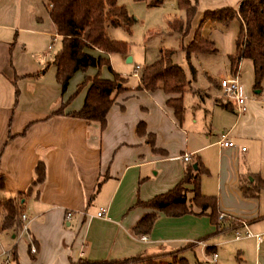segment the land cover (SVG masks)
Wrapping results in <instances>:
<instances>
[{"label":"crops","instance_id":"0c3cea01","mask_svg":"<svg viewBox=\"0 0 264 264\" xmlns=\"http://www.w3.org/2000/svg\"><path fill=\"white\" fill-rule=\"evenodd\" d=\"M14 1L0 0V174L4 179L0 198L17 197L21 213L29 221L21 234L0 229V264L6 259L9 264H71L79 258L110 261L178 248H182L179 256L185 258L187 251L198 246L206 262L211 264L210 253L216 252V264H224L217 249L227 244L234 257L224 258L227 264H264V236L235 239L233 235L235 230H244L242 224L252 234L264 233V190L245 196L240 189L241 185L250 187L256 177L264 180V78L255 93L250 61L239 62V83L245 96L242 109L226 102L217 84L230 73L228 56L235 51L238 20L227 25L202 22L200 35L213 43L216 52L191 53L189 63L194 76L198 71L203 74L205 86H195L188 64L182 68L170 49L171 61L190 81L180 94L182 102L185 92L191 94L180 122L165 105L169 96L178 94L136 88L140 67L156 60L158 50L147 52L141 65L132 66L133 85L113 65V60L118 65L132 63L130 56L127 61V53L87 50L93 57H105L110 69L124 80L100 129L97 122L68 116L82 106L86 86L69 97L83 77L93 76L97 69L90 66L76 71L61 91L52 61L60 48V36L48 16L46 0L44 8L38 1L26 15L19 13ZM166 1L180 12L167 25L175 18L183 19L176 1L163 0L160 5ZM191 1L195 13L187 34L180 36L168 28L182 46L191 39L204 11L236 8L242 0ZM109 27L114 26L106 27L107 35ZM53 37L59 39L54 52ZM214 58L221 61L218 69L195 66V60ZM100 68V77H112L106 65ZM61 105V112L53 114ZM139 124L143 134L137 131ZM222 139L233 146L223 147ZM183 154H189L190 160L183 161ZM38 162L43 164L44 176L33 183ZM195 162L201 171L200 193L213 196L218 214L223 215L219 226L207 214H197L199 209L192 204V212L178 216L140 204L172 188L185 166ZM190 196L187 191L186 198ZM104 208L105 217L95 216ZM67 211L72 213L68 218ZM149 212H155L150 231L136 233L135 224Z\"/></svg>","mask_w":264,"mask_h":264},{"label":"trees","instance_id":"16d2710c","mask_svg":"<svg viewBox=\"0 0 264 264\" xmlns=\"http://www.w3.org/2000/svg\"><path fill=\"white\" fill-rule=\"evenodd\" d=\"M141 1V0H133ZM163 0H149L147 6H158ZM176 5L184 13L183 19H173L168 28L185 36L190 28V21L195 13V5L191 0H175ZM48 16L55 27V33L60 36V48L53 55L55 67V80L64 91L68 80L76 71H84L87 67H95L97 72L93 76H84L77 85L72 98L78 90L86 86L82 106L77 111L68 113V116L81 119L85 122H97L102 129L105 124V115L113 102V95L123 90V78L110 69L105 57H93L87 50H97L103 54L118 53L125 55L127 46L125 42L115 41L106 34L107 26H122L129 32L135 22L133 16L117 3V0H46ZM238 20L239 29L235 39V51L228 56L230 71H235L241 60H248L252 66V89L259 90L264 78V0H242L236 8L223 7L203 12L202 18L195 27L191 39L182 46L185 60L194 78V69L189 63L191 53L214 54L216 48L210 40L200 35L202 22L209 20L227 25L231 20ZM170 49H159L158 57L139 70V83L137 89L153 91L160 88L169 96L165 105L171 108L173 116L181 121L183 116V102L180 94L189 86L183 69L171 61ZM102 65L110 70L112 77L102 78L98 70ZM62 105L53 111L61 112ZM137 131L144 133L142 124ZM148 141L152 143V135ZM185 166L182 178L167 191L157 194L141 205L152 210L162 211L169 216H178L192 212L189 205H195L197 214H207L214 224L219 226L216 200L213 196L202 195L199 191L200 168L195 162ZM35 178L33 183L41 182L44 176V167L38 162L34 167ZM4 179L0 174V189L3 188ZM189 184L187 190L183 185ZM250 187L240 186L245 196H252L264 190V180L256 177ZM191 192L187 199L186 192ZM188 202L189 204H186ZM21 207L17 197L0 198V229H13L18 232L21 228ZM155 218V212L144 214L135 224L136 233H148ZM182 248L164 253L144 255L110 261H92L79 258L71 264H186V259L179 256Z\"/></svg>","mask_w":264,"mask_h":264},{"label":"rangeland","instance_id":"374dc122","mask_svg":"<svg viewBox=\"0 0 264 264\" xmlns=\"http://www.w3.org/2000/svg\"><path fill=\"white\" fill-rule=\"evenodd\" d=\"M38 1L40 6L44 8L43 3L45 0H15L14 5L18 6L17 10H19L21 15H26ZM148 1L149 0H117V3L122 5L127 13L135 18V22L130 27L129 32L121 27L108 28V37L115 41L125 42L127 46V57L130 56L132 58V63L126 62L124 64L122 63L123 65H118V63L113 60L115 71L126 78L128 85H133L136 81L134 77L130 76L132 66L134 64L141 65L147 52L148 54H152L159 49H171L175 51V60L179 61L181 67L186 69L187 65L182 51L181 40L176 35L168 33V20L170 21L173 17H179V10L174 8L168 1L164 2L163 5L151 7L147 6ZM54 34L55 33H53V35ZM58 48L59 39L56 37L53 42L52 51L54 52ZM194 63L197 69L205 67L218 69L221 67V61H218L216 58L204 61L195 60ZM99 71H102L101 68H99ZM194 78L195 80L193 83L195 86L202 87L206 85V79L199 71ZM190 96L191 94L187 92L184 93V107L186 101L190 100ZM229 246L230 244H227L224 248L219 247L217 249V253L222 257L224 264H227L224 258L234 260V257L230 255L231 251L229 252ZM162 253H164L163 258L167 259L168 256H166V252ZM184 256L186 258V264H209L206 262L207 257L204 252L199 249V246L196 249L187 251Z\"/></svg>","mask_w":264,"mask_h":264},{"label":"built area","instance_id":"2783aa9c","mask_svg":"<svg viewBox=\"0 0 264 264\" xmlns=\"http://www.w3.org/2000/svg\"><path fill=\"white\" fill-rule=\"evenodd\" d=\"M52 41H54V37L52 38ZM48 48H50V45H48ZM239 65V63H238ZM238 65L235 69V71H230V73L224 77H221L218 79V88L220 90V95L221 97L228 103H231V104H234L235 106H237L238 109H242L243 108V105H244V101H245V96H244V93H243V89L239 83V75H238ZM220 144L223 146V147H232L233 146V143L229 140H226V139H222L220 141ZM243 149V148H242ZM181 159L185 162L189 161L190 160V155L189 154H183L181 156ZM71 212L70 211H67L65 212V217L68 218L71 216ZM106 215V208L104 209H101V210H98L96 213H95V216L97 217H105ZM223 215L222 214H218V221H220L222 219ZM20 221H21V228L20 230L18 231L19 234H21L22 232H25L26 231V227H27V223L29 221V218L24 214V213H21L20 214ZM242 227L244 230L240 231V230H235L233 232V235H234V238L235 239H238L240 238L241 236H245V237H250V236H253L255 237L256 239H260L264 236V233H261V234H252L250 233L245 224H242ZM18 234V235H19ZM140 239L144 240V236H140L139 237ZM197 244H202L201 242L197 241L196 242ZM35 251L33 245H30L29 246V252L30 253H33ZM216 257H217V254L216 252H211L210 253V262L211 264H216ZM4 264H9V261L8 259L5 260Z\"/></svg>","mask_w":264,"mask_h":264},{"label":"water","instance_id":"95a60500","mask_svg":"<svg viewBox=\"0 0 264 264\" xmlns=\"http://www.w3.org/2000/svg\"><path fill=\"white\" fill-rule=\"evenodd\" d=\"M130 60V58L129 57H127V61H129ZM254 92L255 93H257L258 92V90H254ZM193 167H195V164H193Z\"/></svg>","mask_w":264,"mask_h":264}]
</instances>
